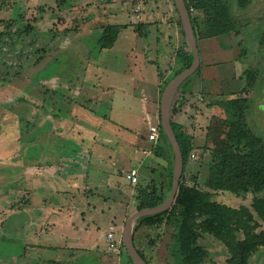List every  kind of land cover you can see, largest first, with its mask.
Returning a JSON list of instances; mask_svg holds the SVG:
<instances>
[{
  "label": "rangeland",
  "instance_id": "374dc122",
  "mask_svg": "<svg viewBox=\"0 0 264 264\" xmlns=\"http://www.w3.org/2000/svg\"><path fill=\"white\" fill-rule=\"evenodd\" d=\"M223 3L216 28L205 31L197 22L199 47L225 49V58L214 55L235 66L221 67L209 86L198 68L169 107L179 140L189 147L183 186L201 195L208 192L212 164L227 153H249L264 135V0ZM178 19L173 0H0V264H67V211L69 224L85 228L76 226L81 244L88 231L96 238L105 232L109 218L108 230L115 226L122 243L141 191L167 199L172 148L166 137L158 148L146 138L148 124L159 123L161 94L179 66L176 54L190 50ZM109 23L126 28L111 49L101 50L96 42ZM138 24L145 25L144 37L135 31ZM237 98L241 116L231 105ZM137 113L142 130L132 131L127 118ZM97 150L106 163L97 177L105 180L102 186L91 181ZM134 168L139 179L131 186L125 177ZM203 198L194 200L201 205L186 221L194 226L195 245L207 253L199 264L237 263L246 235L212 229L202 216L212 204ZM213 200L248 208L260 225L255 232L264 231L249 192H220ZM182 224L180 218L153 226L136 220L131 237L149 264H183ZM41 238L48 250L43 258L32 251ZM92 248L81 250L85 260L72 262L120 264L117 252L101 244L92 254ZM248 261L264 264V247L257 245Z\"/></svg>",
  "mask_w": 264,
  "mask_h": 264
},
{
  "label": "trees",
  "instance_id": "16d2710c",
  "mask_svg": "<svg viewBox=\"0 0 264 264\" xmlns=\"http://www.w3.org/2000/svg\"><path fill=\"white\" fill-rule=\"evenodd\" d=\"M223 1L224 0H184L197 42L201 37V33L198 30V23H201V18L197 17V15L200 14L202 17H211L222 21L223 12L226 9ZM241 4L242 3L238 1L237 5L241 6ZM178 20L179 24L181 25L180 19ZM125 28L126 26L121 25L105 26L99 38L97 39V48L101 50L111 49L115 44L121 30ZM143 28H145V25L142 24L135 26V31L140 37L145 36V33H142L141 31ZM228 28L229 30H232V24H229ZM176 60L179 63V66H177V69H175L173 74L174 77L185 69L189 68L191 65L193 61L191 51H180L176 54ZM192 76L193 74L187 77L183 81V84H186ZM183 84L181 83L178 85L176 91H179ZM231 105L235 111V116H241L243 105L242 99H234L231 101ZM170 124L176 136L183 158V171L180 178L178 191L174 203L169 210L156 215L141 217L137 219V223L153 226L161 224L163 218L165 217L167 219L180 218L183 220V224L179 230L181 261L183 264H199L207 253L202 249V247L195 245L196 234L194 226L190 223L187 224L186 221L187 219H190V213L201 205L200 202H195L194 200L202 196L204 197L203 199H205L204 203L210 202L212 204L208 211L204 210L205 213L202 215L204 216V222L209 221V226H211L212 229L216 228L221 234H229L231 231L244 232L246 237L244 245L241 248V251H239L240 259L237 261V263L233 264H249L248 256L252 251L255 250L256 246L258 245L264 247V231L262 230L259 233L255 232V230L258 229L260 225L255 221L253 214L248 210V208L241 206L237 210L232 209L223 204H216L213 198H215L220 192H228L232 195H239L241 193L249 192L253 195L252 207L254 208L258 217L261 218L262 222L264 223V199H258L256 197L258 193L264 194V135L258 136L259 145L254 144L249 153H227L222 159L221 164H212L209 167V174L204 183L208 192L204 195H201L197 193H191L183 186V174L186 161L185 156L189 147L179 140L178 131H180L181 128L173 123L172 120H170ZM159 129V143H162L165 135L162 132L160 122ZM158 146L159 145L157 144L156 147L158 148ZM141 192L142 193L140 197H138L139 202L135 207V211L156 207L164 201V199H161L153 193L147 191ZM132 242L139 256L145 261L146 264H149L143 254L136 248L133 240ZM122 250L125 255V264H133L130 257L127 255L123 244L121 243V251Z\"/></svg>",
  "mask_w": 264,
  "mask_h": 264
},
{
  "label": "water",
  "instance_id": "95a60500",
  "mask_svg": "<svg viewBox=\"0 0 264 264\" xmlns=\"http://www.w3.org/2000/svg\"><path fill=\"white\" fill-rule=\"evenodd\" d=\"M173 3L175 5V8L178 13V17L181 22L184 37L192 53L193 61L189 66V68L179 73L165 86L161 94L159 122L162 132L165 135V137L168 139L173 151L174 162H173L172 182L167 199L164 200L160 205L153 208H145L142 210H137L133 214H131L125 221L122 232V244L133 264H146L145 261L137 253L132 242L131 232L136 220L141 217L156 215L164 211H167L172 207L174 203L180 183V178L183 171V158L176 136L170 124L169 107L172 96L175 93L178 85H180L187 77L192 75L200 65L198 44L192 28L188 10L185 6V2L184 0H173Z\"/></svg>",
  "mask_w": 264,
  "mask_h": 264
},
{
  "label": "crops",
  "instance_id": "0c3cea01",
  "mask_svg": "<svg viewBox=\"0 0 264 264\" xmlns=\"http://www.w3.org/2000/svg\"><path fill=\"white\" fill-rule=\"evenodd\" d=\"M198 15H200V14H198ZM200 18H201V24H202L200 29H205V31H206V29L208 27L213 30L214 28L217 27L216 25H218V22L215 21L217 19H215V18L202 17V15H200ZM109 25H119V24H111V23H109ZM211 26H214V27H211ZM200 29H199V31H200ZM199 43H200V40H198V42H197V44H198V52H199V59H200L199 68H202L201 69V73H203V75H204V77H202V78H209L208 82H207V86H209L213 79L214 80H219V78H220V68L221 67L224 68V69H221V70H223L225 72L226 69H228V71H229L230 68H232V66L234 67L235 65H232L231 67H228V66H224V65L220 64L221 63L220 60H222L223 57L225 58V56H227V53H225V49H223L221 47H220L221 49H218L219 47H216V46L208 47L207 45H204V43H203V46L205 47V51H203L202 47H199ZM200 46H201V44H200ZM212 47H214L213 50H211ZM217 53L220 54V55L222 54V58H219V55L218 56L214 55V54H217ZM218 64H220V65H218ZM175 69H177V67ZM129 115H130V118H127V119L131 122L132 131H134V130L135 131H141L142 130V126H143V122L141 120L140 115H138V113L137 114H129ZM178 124H181V123L178 122ZM146 142H147V144H150L147 140H146ZM125 144H126L125 147H127L129 145V141L127 140L125 142ZM150 145H152V144H150ZM117 153L119 154V151ZM140 153L143 154L142 149L140 150ZM119 158H120V155H119ZM119 158L115 160V162L117 164L119 163V161H117V160H119ZM67 162H69V161H67ZM94 165L98 169V171L95 174H93V176L91 177V181H93V180L97 181L98 185L102 186L103 183L105 182V180L102 177H99V179H97V177H98V175L100 173L103 174V172L100 169L105 167L106 163H105V160H104V155L102 153H100V151H98V150L95 152ZM108 178H113V177L112 176H108ZM125 179H126V177H125ZM107 182L110 183V179H108ZM127 184L130 185L128 180H127ZM97 194H99V193H97ZM80 217H81V213L79 214V219H80ZM111 221H114V219L109 218V222L107 223V225H108L107 229L105 230V232H101V234L98 236V238L95 237L96 236L95 233H93L92 231H88L87 236H85V238L87 239L85 244H81L80 243L81 236L76 234L78 232L76 230L81 229V231H82L83 230V226L79 225L77 223V225L79 226V228L77 229L76 228L77 225L73 227L72 224H69L68 223L69 222L68 211H67V264H75L76 262L75 263L72 262L75 258H79L80 260H85V258L83 256L78 257L79 254H81V250L87 251V248L93 247L92 248L93 252H91V253L95 254L94 252H96V251L99 252V249H98L99 245L102 244V246L107 247L108 243H107V240H106V236H107V234L109 232H112L114 238L118 241L119 239H117L118 238V234H117L116 227L114 226L112 229L110 228V231L108 230L109 225L112 224ZM85 225H86V223H85ZM118 228H119V226H118ZM107 230H108V232H107ZM83 231H85V228H84ZM106 232H107V234H106ZM41 242H46V240L41 238L39 240V243L35 244L34 248L32 249V251H34V250L37 251V254H38L39 258H43V252H44V250H46V249L41 248V247H44L45 245H47L46 243H41ZM36 247H39V248H36ZM52 247H54V246H52ZM119 250L118 251H112V252H117L118 253L117 254L118 255L117 259L120 262V264H125V262H126V260L124 258L125 255H124L123 252H121V246L119 247ZM46 251H48V250H46ZM51 251H53V250H51ZM53 252H55V251H53ZM82 254H86V253H82Z\"/></svg>",
  "mask_w": 264,
  "mask_h": 264
},
{
  "label": "built area",
  "instance_id": "2783aa9c",
  "mask_svg": "<svg viewBox=\"0 0 264 264\" xmlns=\"http://www.w3.org/2000/svg\"><path fill=\"white\" fill-rule=\"evenodd\" d=\"M141 10L140 6H137L134 10L135 13H138ZM160 139V129H159V123H149L148 124V136L146 140L152 144L157 145L159 143ZM143 152V151H142ZM143 154H146V151L143 152ZM126 179L129 181L130 185L135 186L138 182L139 175L137 169H131L129 173L126 175ZM107 240V249L109 251H118L120 247V241L116 240L113 236L112 232H109L106 236Z\"/></svg>",
  "mask_w": 264,
  "mask_h": 264
}]
</instances>
